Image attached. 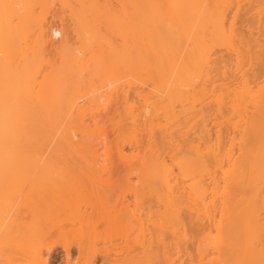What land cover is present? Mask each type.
I'll return each mask as SVG.
<instances>
[{
	"label": "bare ground",
	"instance_id": "1",
	"mask_svg": "<svg viewBox=\"0 0 264 264\" xmlns=\"http://www.w3.org/2000/svg\"><path fill=\"white\" fill-rule=\"evenodd\" d=\"M43 2L44 0H0V264H264V242H254L250 235L258 218L257 216L245 218L242 216L254 202L248 199L245 207L240 208L231 201L229 188L232 185L235 187L241 185H238L237 181V158L233 156L232 148L226 153L221 152L220 130L216 129L214 134H210V129L206 128L205 119L201 114L204 107L202 102L213 97L210 102L216 105L220 116L230 123L233 132L239 134L245 130L250 131L249 139L254 144L260 143L258 147L248 146L247 150L252 153L257 149L258 159L254 163L258 164L255 165L257 168L254 167L256 168L254 178L264 177V61H261L264 60V49H254L256 46H264V27L261 30L262 44L256 43L250 46V40L234 27L239 11L234 0H188L187 3H184V0H57L61 8L68 5L69 12L67 16H63L67 17L66 19L60 17L62 21L56 24L55 22L47 23L46 15L41 11L37 12L38 6H46ZM161 5H163V10H159ZM147 7L150 8L149 11L146 10ZM133 15L141 20L145 28L134 30L132 38L135 43L137 41L141 43L140 37L144 30L148 32V27L153 29L156 25L154 28L157 41L154 47L157 50L156 55H162V60L170 65L176 61L173 59L179 39L185 37L192 29L189 50L190 65L185 67L176 79H173L174 88L167 84L162 85L159 90L161 96L164 95L158 96L160 94L157 95L155 91L153 94L157 95L155 98L161 99V103L164 97V102H171L175 95L178 98L182 96L181 87H187L191 96L189 120H192L193 128L198 129L196 137L194 136L196 140H194L196 142L194 159L179 158L176 156V146L169 147L155 153L152 168H141L137 172L136 179H141V183L142 181L144 183L137 181L141 185L136 183L137 185L134 184V186L138 188L140 186L142 193L145 190V194L154 196V205L152 202L149 204L147 202L141 211L144 218L138 211L141 204L140 207L137 205L136 209L133 203L135 198L132 201L125 198V191L122 194L125 197L123 196L122 199L118 192L117 195L116 191H113L116 187V183L113 185V181L110 182L113 177L105 181L109 187L103 183L106 178L99 177L103 182L94 178L99 182L100 187L97 186L98 183L92 181L95 183L92 189H89L91 188L89 184L91 186L92 182L87 183L91 181L86 180L87 174H84L86 175L84 178L79 173L82 177L81 183L76 180L73 182V175L63 177L64 179L72 178L71 181L65 180L67 182L64 184H62L63 181L49 182L47 181L49 175L54 174H51L52 167L48 174L50 167L46 168L50 164L43 162L44 165L43 163L33 165V167L46 165L42 171L45 172L44 175L41 170L39 171L40 168L36 169L37 172L33 168L30 171V167L23 166L19 161L20 157L17 153L25 148L23 142H26L29 135L27 122L29 118L33 119L36 113L51 114L49 113L50 107L54 106L63 110L67 116L80 121L84 113H89V110L92 113L94 111L95 114H106L111 109L110 102L115 92L120 90L116 89L118 85L117 87L112 86V89L104 84L118 81V73L122 72L117 70L116 74L115 69L122 66L124 68L125 65L119 59L116 62L111 61L106 67V60H103L104 57L107 59L105 54L110 55L108 58H112V48L114 54H116V48L119 47L124 54L128 51L125 41L131 31L123 30L126 29L125 23L129 22ZM157 26H160V30ZM106 29L112 33L117 32L123 39L125 37V43L115 45L111 40V46L108 43L104 44L107 46L103 47L107 51L104 53L100 45L105 42L103 39L105 40L106 36L102 30ZM53 37L60 38L61 42L54 41ZM75 38L79 41L76 51L73 49L77 41ZM257 40L254 39L255 42L260 39ZM131 42L133 44V41ZM212 44L224 45L228 48L226 56L217 58L220 62L218 64H221L223 68L221 72L228 73L217 85H214L213 81L206 84L202 76L220 68L216 58L211 57ZM128 55L130 56V53L126 54L127 58L125 56L120 58L128 59L130 58ZM114 56L117 57V54ZM223 57L228 59L224 60ZM142 58L143 55L134 54V59L131 61L138 59L140 63L138 66H142ZM90 61L92 65L89 69L87 83H84L85 85L80 89L66 91L63 86H65V80L68 79L65 78L68 73L78 75L79 65H81V70L85 69ZM136 63L133 61L127 64L124 70L127 69L130 72L133 68L136 71L131 72H138L139 67L134 66ZM115 64L119 67L113 68ZM255 64H258V68L249 74ZM245 65L249 68L244 70ZM228 67L234 68L231 70ZM119 76L124 78V76ZM124 83L126 85L128 81L121 84L124 85ZM96 86L97 88L99 86L98 89L104 86L105 90L102 87L103 90L97 91L95 95ZM174 89H177V92H174ZM121 93L125 101V94ZM152 98V101H155L154 96ZM141 102H143L142 106L140 108L138 106L136 110L130 104V108L126 107L129 108L127 114H131L128 115L132 119V121L129 119L131 124L137 119L142 120L143 117H148L147 115L156 110L154 108L156 104L148 106L149 102L146 99L145 101L142 99ZM125 104L126 102L123 103ZM151 106L155 110L151 108L150 112L148 108ZM91 107L95 109L92 110ZM162 112L160 117L155 114L156 112L151 113L149 119H144L145 121L148 119L150 124L147 121L144 126L151 125V127L148 126L149 129L158 130L162 137L166 138L178 129L177 122L186 113L180 116L181 112L173 110L172 107L163 109ZM48 119H50L49 116ZM72 123L73 130H75L74 136H78L76 142L75 138L74 140L71 138L73 135H70L73 126L70 125L69 129V124H66L69 129L68 138L66 130L65 133L62 131L63 134L60 131L65 126L59 125L62 127L57 130V126L53 133L56 132L55 136L59 139L58 131H60V140L63 145L60 140L56 141L57 145L73 153L75 149L79 150L78 139L80 138V144L82 143L81 147L79 146L80 150L90 152L94 147L90 154L87 152L88 155L93 154L94 159L93 161L88 160L90 156L83 151L85 155L79 154L82 158L79 156L80 162L75 164V166L78 165L76 168L83 166L91 170L92 167L90 168L89 164L93 163L98 164L100 168L103 165L105 171L109 169L110 166L106 163H111V166L113 163L111 162L113 160L106 162L110 160L109 154L106 155V160L103 159L104 157L101 160L100 157L104 151L96 149L97 142L96 144L88 142L87 136L86 139L81 138L83 134L80 132L85 125L78 128L79 122ZM47 126H49L47 121L39 126L38 132L42 133H38V136L41 135L40 139L44 137L46 140V137L50 135V128ZM46 128L49 129L48 132L45 131ZM230 138L232 141L235 139L233 136ZM205 142H207L205 152L199 151ZM74 143L77 145L76 148L68 149L72 148ZM92 143L94 146H91ZM233 143L234 141L231 142ZM83 144L87 149H81ZM102 144L101 147H103ZM59 148H55L52 152ZM121 150L117 151V154L122 153ZM84 156L85 161L88 160L90 163L88 161H86L88 164L83 163ZM205 157L207 159H204ZM20 159L24 160V158ZM206 161L210 162L211 167L214 168L213 171L209 170ZM33 162H30V165ZM104 165L108 168L106 169ZM87 168H82V171ZM100 168L98 171L101 173ZM254 169L250 167V173ZM71 170L74 172L75 168ZM59 171L55 172L59 173ZM78 171L76 170V173ZM105 171L103 170L104 174H106ZM108 171L109 173L106 171L107 176L116 174L114 169L113 174H110V170ZM62 173L67 174L68 172H63L62 168ZM117 178L121 179V177ZM83 181L85 184L82 183ZM127 182L131 187L130 181ZM127 182L125 183L128 184ZM135 187L131 188L138 190ZM109 188L112 189L109 190ZM119 190H121L120 187ZM112 191L122 200L118 197L114 199ZM111 195L114 196L113 199H110ZM127 200L131 203L126 204ZM182 205L186 206L192 217L207 222L208 233L197 244H184V231L179 233L177 230L176 224L180 220ZM114 236L120 240L117 238L119 241L113 243ZM58 245L61 247V253H59L61 258L56 263H50L47 255L54 253ZM73 247L75 253L71 252ZM44 250H47L45 255Z\"/></svg>",
	"mask_w": 264,
	"mask_h": 264
},
{
	"label": "rangeland",
	"instance_id": "2",
	"mask_svg": "<svg viewBox=\"0 0 264 264\" xmlns=\"http://www.w3.org/2000/svg\"><path fill=\"white\" fill-rule=\"evenodd\" d=\"M234 1L237 3V5L239 7L238 8L239 11L237 12V19L235 21L234 27L236 29H238V31L240 33H242V35H244L247 39L250 40L249 41L250 46H254L256 43L261 45L263 42V36H264L263 34H261L262 33L261 30L264 27V0H234ZM187 2H188V0H184V3H187ZM43 3H45L46 6H44V5H41V7L38 6V9H36V10H37V12L41 11V13L46 15L47 23L49 22V24H51V22H53V23L55 22L54 24H56V23H59V21L61 19L67 18V17L66 18H64V17L68 15V12H69L68 11V9H69L68 5H65L61 8L60 5H58L59 3L57 2V0H50V1L48 0L47 3H46V0H44ZM160 7L161 8L159 10H163V5H161ZM55 8H57V9H55ZM146 10L149 11L150 8L147 7ZM53 12L54 13L56 12V13L54 14ZM60 17H61V19H59ZM247 19H249V20L247 21ZM126 20L128 21V19H126ZM125 28H126L125 30H123V29H121V30H123L125 32L131 31L130 35L126 36V38H127V40L125 41L126 43L124 42L125 37L123 39V37H121L117 32L112 33L106 29V30H102V32H104V34L106 36V39L105 40L103 39V41H105V42L102 43L100 45V47L103 51V49H104L103 47L105 46V48H106L107 43L110 45V43L112 41L115 45L125 43V45L128 46L127 47L128 51L125 54L121 51L122 50L121 47H119L118 49L116 48L117 57L114 56L116 54H114L115 52H114L113 48H112L113 53L111 55L112 58H110V57L108 58V56H110V55L107 56V54H105L107 59L103 56L104 60L103 59L102 60L103 61L106 60L105 61L106 67L109 66L111 61L115 60L114 62H116V60H119V59H120L122 64L124 63L125 66L127 64L128 65L131 64V62L133 63V61H135V63L137 62L136 65L134 64V66L139 67L138 72H136V73L131 72L133 70V68L130 69L131 70L130 72L127 69H125L128 71L127 72L124 70L125 66H124V68H123V66L120 68L118 65H122V64L118 63V65H116L117 64L116 63L115 65H113V68H115V66L119 67V69H115V73L117 70L118 71L121 70L122 73L120 74V71L118 73V77L120 78V80L118 78V81L112 82L111 84L110 83L104 84V85H107V87H110L112 89H113L112 86L116 85V87H117V85H118V87L116 89H119L121 92H123L125 94L124 96L126 97L128 102L126 101V99L124 101V99L122 98L123 94L120 91L115 92V96L112 98V102H110L111 104L109 103L111 109L108 110V112L106 114H101V113H97V112H96L97 114H95L94 111H93V113H94L93 114L92 112H90L91 110H89V113H87V112L84 113V116L81 118L80 121L78 119L72 118L71 116H67L63 110L57 109V107L51 106L50 107L51 111H49V113H51V114L46 115L43 113H36V114H34L33 119L29 118V120L27 122V124L29 125V135H28L26 142H23L25 145V148L22 150H19L20 148H18L19 151L17 153H18V157H20L22 159L24 158V160H25V162H24V160H21L19 158V161L22 163L23 166L26 165L25 167H27V168L30 167V171L33 168V170L35 172H37V170L40 168L39 171L41 170V173L44 175L45 172H42V171L45 169L44 167L46 165L43 167L40 165L43 162L44 163L46 162L45 164H50L51 166L48 165V167L46 169H48L50 167V170L48 171V174H49L51 172V167H52L51 174L52 173H54V174L49 175L50 177L47 180L49 182L55 181L56 183H58V182L63 181L62 184H64L65 182H67L65 180H67L69 176L73 175V180L70 177V179H68V181L72 180L74 182V180H76V182L81 183L80 179L82 177L80 175H82L85 178L86 175H84V174H87L88 177H86V180L87 181L91 180V181H88L87 183L94 181L96 184L98 183L97 186L99 185L98 187H100L99 182L96 181L94 178H97L101 182H103L101 180V178H103V179L106 178V180L104 179V182H103V183H105V181L108 180L107 178L110 177L109 178V180H110L113 177L110 180V182L113 181L112 182L113 185H115V183H116V187L113 191H116L117 195L119 193L120 194L119 196H121L122 199H123L124 195L126 196V197L124 196L125 198H127V199L129 198L128 200H131V201L133 200V198H135L133 200L134 201L133 203L135 204L136 209H137V205H138V207H140V204H141V207L138 208L139 209L138 211H140L139 213L141 214V211H142L143 207L146 206L147 202H148L147 204H149V202H152V204L154 205V201H153L154 196L145 194V190H143V193H142L141 192L142 190H140L141 187L139 186V188H138L136 186L137 184L141 183V181H140L141 179L140 180L136 179L137 178L136 177L137 172L141 168H152L153 167L152 163L155 162L154 161V159H155L154 156L156 155L155 153L159 152L161 150L168 149L169 147L173 148L174 146H176L175 152L177 154L176 156L179 158L194 159V157H195V151H196V146H195L196 142L195 141L196 140H195L194 136L196 137V134L198 133V131H197L198 129L193 128L192 120L191 121L189 120V118L191 116V113L189 112L190 107H191V96H190V93L188 91V88L187 87H181L180 91H181L182 96L180 98H178L177 95H175V98H173V100L171 102H167V101L164 102L165 97H164V99H162V101H163L162 103L160 102L161 99H158L157 97L155 98V96H157L158 94L161 93L159 89H161L162 85L167 84V86L174 88V85H172L173 79H176L182 73V70L185 67H188L190 65L189 50L191 48L192 29L189 31V33H187V35L185 37H182L179 39V45H178L177 50H175V55H174V59H173L176 61L173 62L172 65H170L165 60H162V58H163V57H161L162 55L161 56L159 55L160 58H159V56L156 55L157 50H156V48H154L156 43H157L156 34L154 31V28H156V25L153 29H150L148 27V32H146L145 30L143 31V33H142L143 35L141 34L142 36L140 37L141 43H139L138 41L135 43L134 39L132 38L134 36V34H133L134 30H136L137 28L145 29L143 26V23L141 22V20H139L137 18V16L135 17L133 15L132 19L129 22L125 23ZM157 29L160 30V26H157ZM255 38L258 40L260 39V40L259 41L257 40L258 42H255L254 41ZM55 40L58 43L61 42L60 38L57 39V37H56V38H54V41ZM57 40H60V41H57ZM261 40H262V42H261ZM131 41H133V44ZM105 43H106V45H104ZM235 44L237 45L238 43L235 41ZM78 45H79V41L77 40L76 43L73 45L74 51L78 50V48H77ZM132 45H133V47H131ZM131 48H132V50H131ZM140 48H142V50ZM145 48H146V50H145ZM261 48L264 49V46L263 47H260V46L254 47V49H257V50H259ZM138 49H139V51L141 50L140 53L142 52V54L137 53V52H139ZM135 50H137V51L135 52ZM143 50H145V51H143ZM227 50H228V48L224 45L212 44V55H211V57L214 59L216 58L217 65H219L220 68H217V71L212 70L208 74L202 75L203 79L205 78L206 84H210V82L213 81V82H215L214 85H217L218 83L222 82V78L224 76L228 75V73L223 74L221 72L223 68H221V64H218L219 56H226ZM105 51L106 50L104 49L103 52L105 53ZM129 53H130V56L128 55V57H130V58H128V59L120 58L123 56H125V58H127L126 54H129ZM136 53L138 55H143V58L141 60V63L143 62V64H141L142 66H138V65H140V63H138V61H137L138 59L131 61L132 59H134V54L137 55ZM158 53H160V52H158ZM227 57H225V58H227ZM252 57H253V54H252ZM225 58H224V60H225ZM127 60H130V62L127 63L126 62ZM259 60H261V59H259ZM226 61H228V60H226ZM261 61H264V60H261ZM91 65H92V62L90 61L86 64V68L82 69V70H81V65H79L78 70H80V73L78 75H75V74L69 75V73H68V75L65 77L68 79L65 80V83H64L65 86H63V88L66 91L71 92L74 89L77 90V89H80L81 87H83L89 79L88 76H89V69H91ZM103 66H105V64ZM137 67H134V68H137ZM127 68H130V67H127ZM228 68H226V69H228ZM233 68L234 67H231L229 69L233 70ZM248 68H249L248 65H245L243 67L244 70L248 69ZM257 68H258V64H255L254 68H252L249 71V74L254 72ZM133 71H136V69H134ZM119 75H121L122 77L124 76V78H121ZM124 79H126V81H124ZM127 81H128V83H127ZM138 81H139V84H137ZM122 82H126L127 84L125 85V83H124V85H123V84H121ZM140 82H141V84H140ZM119 84L122 85V88H121V85L119 88ZM74 87H76V88H74ZM102 87L105 90L104 86H101L100 89H98L99 86H98V88L96 86V91H94L95 95L97 94V91L100 92L101 90H103ZM157 87H158V89H156ZM110 88H106V89L109 90ZM114 89H115V87H114ZM135 89H137V90H135ZM157 90H159V91H157ZM153 92L156 93L157 95H154ZM174 92H177V89L176 90L174 89ZM138 94H139V97H137ZM163 95L164 94H162V96ZM153 96L155 98V101H152ZM158 96H161V94ZM147 98H149V99L151 98L150 101ZM212 98L213 97L207 98L202 102L204 107H203L201 114L203 115V117L205 119L204 124L207 125L206 128L210 129V134H212V133L214 134V131L216 129L220 130V145H221L220 147H222L221 152L226 153L228 151V149L232 148L233 153H234L233 156L237 158V164H236V166H237V181H238V185L239 184H241V185H239L238 187H235L234 185H232L229 188V193L232 197L231 201L236 206H239L240 208H244L246 201L248 199H252V201L254 203H251L252 206L247 211H245V213H243L242 216H243V218L248 217V216H257L258 221L256 223V226L251 229L250 235L252 236L254 242H257V243L264 242V177L254 178V176L256 175L255 169L257 168V166H255V165L258 164V163H254L255 160L258 159V155L256 154L257 149L253 150L252 153L247 151L248 146L258 147L260 143L254 144V142H252V140L249 139V132L250 131L245 130L239 134H236L235 132H233V129H232L230 123L225 121L224 118H222L220 116V114L216 110V105L213 102H210V100ZM122 99H123V101H122ZM142 99H143V101H145V99H146V101L149 102L148 106L156 104L154 106V108L156 110L152 106L149 107L148 110L151 112L152 111L151 108L154 109L155 110L154 113L156 112L155 114L159 115V117L161 116V113H163L162 112L163 109L164 110L169 109L170 107H172L173 110H175V111L181 112L180 116L182 114L186 113L185 116H181L180 119L178 120V122H177L178 129L176 131L172 132L170 134V136L169 137L167 136L166 138L162 137V135L158 132L157 129H156L157 131H154L153 130L154 128L149 129L148 126H149L150 122L148 121V119L151 117L150 115L152 112L149 115H147L148 117H146V118H148V119L146 121L144 120L146 118L143 117L142 120L137 119V120H135V122H133V124H131L132 119L130 118V116H128L131 114L130 113L127 114V112L129 110L130 106H133L135 110H136V108H138V106L140 108V106H142L141 104L143 103V102H141ZM156 99H157V102H156ZM113 102H115L116 104H114ZM124 102H126V104L128 106L126 104L123 105ZM158 103H161V104H158ZM129 104H130V106H129ZM126 107H129V108H126ZM94 109L95 108L93 107L92 110H94ZM154 113H152V114H154ZM48 116L50 117V119H48ZM138 120H139V122H138ZM45 121H47V123L49 125L47 127L50 128V133H49L50 135L47 136L46 140H45L43 137V136H45L44 135L45 133H43V136H42L43 138H41V139H43V141H41V139L39 138V137H41V135L38 136V133L39 134H42V133L38 132V128ZM141 121L142 122L144 121L145 123L143 122V124H142ZM147 121L149 124L146 127V126H144V124H146ZM72 122H75V123L79 122V125L77 126L78 128H82L83 124L85 125V127H83L82 132L79 131L80 133L83 134V137H81V136H79V137H81L82 139L83 138L86 139V136H87L86 140H88V142L89 141L95 142V144L97 142V144H96L97 148L96 149H99V151H101V150L104 151V152H102L103 154L100 157L101 160L103 157H104L103 159L106 160L107 156L109 154L110 160L108 159L106 162H108V161L110 162L111 160H113V161H111V162H113L112 163L113 167L110 165L111 163H109V162H108L109 164L106 163V165L112 167L114 169V172L117 174V176H116V174H114V176H112V175L107 176L106 175L107 172L109 173L108 170L111 171L110 174H113V172H112L113 169L110 167H109V169H107L108 167L106 165H104V166H106L107 172L105 171V169H103V168H105V167H103V165L100 168V166L98 164H93V163H91V164H93L94 167H93V165L91 166V164H89L90 168L92 167L91 170L89 168L83 167V166L81 168H78V169L76 168V167H78V165L75 166V164L80 162L79 158L81 156L79 154H81L83 156L86 153L88 155V153L90 154L93 151L94 147H93V149H91L90 152L88 150H80L79 146L82 145V143L80 144V141H79L80 138L78 139V142H79L78 149L79 150L77 151V149H75L74 150L75 152H73L74 154L71 153L72 151L70 152V150H68V149L73 150V148H76L77 145H75V143L72 145L73 146L72 148L67 149L68 152L65 151L66 149H63V147H60V145H57L56 141L60 140V135L63 134L62 131H64V133H65V130H66V134L68 133V138H69V131L68 130L71 128L70 125L73 126ZM81 122H82V125L80 126ZM66 124L67 125L69 124L68 125V127L70 126L69 129H67ZM216 124H217V126H215ZM59 125H62L65 127L60 126L63 129L60 130L61 134H60V131H58L59 133L57 132L59 135V137H58L59 139H57V136H55L56 132L55 133H53V132H54V130L56 131L55 128L57 126H58L57 130L60 129ZM75 126H76V124H75ZM149 127H151V125ZM73 128H74V126L71 128V130L73 131V134H71L72 131H70L71 136L72 135L74 136L75 130H73ZM85 129H87L86 131H88V133L85 131ZM47 130L49 131L48 128H46L45 131L48 132ZM76 130H78V129H76ZM149 130H153V131H149ZM77 132L78 131H76V133ZM46 134H48V133H46ZM54 136L56 137V139H54L55 138ZM73 136L71 138L72 139L75 138V142H76V139L78 136H76V137L75 136L73 137ZM231 136L235 137V139H233V141H234L233 144H231V142H233L232 139L230 138ZM213 138H214V136H213ZM38 139H40V141ZM47 139H49V140H47ZM60 141H61L60 143L62 144V140H60ZM98 141L99 142L102 141L103 144H102V142L99 143ZM72 142H74V141H72ZM82 142H83V140H82ZM106 142H107V144H106ZM92 144H91V146H94V144L93 145ZM101 144L103 147H101ZM206 144H207V142L203 143V145L199 148V151L205 152ZM57 147L58 148L60 147L58 150H55V152L56 151H58V152H56V153L52 152ZM67 147H65V148H67ZM81 149H87V147L84 148V144H83V147ZM88 149H90V148H88ZM118 149L119 150L122 149L121 151L123 154L122 153L117 154L119 152ZM79 151H80V153H79ZM83 151H85V153H82ZM105 151H107V152H105ZM76 153H78V154H76ZM98 153L99 152L97 151V154ZM92 155L93 154L88 155L90 157L87 159L88 160L92 159V161H93L94 158ZM122 156H125V157L122 158ZM85 159H86V157L84 156V158H83L84 162L82 161L84 164H86V163L88 164V162L90 163V161H88V160H86V161H88V162H86ZM204 159H207V157H205ZM30 162H33V164L31 163L32 166L30 165ZM100 162L101 161L99 160V164H100ZM38 163H40V165L33 167V165H36ZM44 163L42 165H44ZM206 164H207L210 171L214 170V168L211 167L212 165L210 164V162L209 163L207 162ZM250 165H252V166H250ZM72 166H74V167H72ZM80 166H81V164H80ZM85 166H87V165H85ZM250 167H252L253 169H254V167H256L252 171V173H250V170H249ZM62 168H63V172L67 171L68 173L67 174L62 173ZM71 168H73V169L75 168V170H73L74 172H72ZM82 168H85V169L87 168L88 171L84 169L83 171H85V172H83ZM99 168H100V171L102 170L101 173L98 171ZM76 170L77 171L79 170V171L76 173ZM103 170L105 171L106 174H104ZM55 171H59V173L55 172ZM35 172H33V173H35ZM46 172H47V170H46ZM86 172L91 173V174H88ZM79 173H80V175H79ZM36 174L39 175V173H36ZM62 174H66V175H62ZM41 176H40V178H42ZM47 176L48 175L46 174L45 175L46 179H47ZM66 176H68V177L66 179H64ZM99 177H101V178H99ZM115 177H116V179H115ZM117 177H121V179L120 178L118 179ZM122 177H123V179H122ZM125 177H128L130 180L128 178H125ZM218 177H219V174H218ZM45 178H43V179H45ZM88 178H91V179H88ZM119 180H121V182H119ZM84 181L82 183H84ZM127 181H130L131 187L136 186L138 188V190L131 188L129 186L130 184ZM137 181L138 182L140 181V183H137ZM94 182H92L93 184L91 183V186L89 184V187H91L89 189H92L93 185L95 186ZM125 182H127L128 184H126ZM106 183H105V186L109 187V185H107ZM142 183H144V182L142 181ZM84 184H81V185L84 186ZM134 184H136V185L134 186ZM86 187L88 188V185H86ZM101 187H102V185H101ZM119 187L121 190L118 191ZM112 188H109V190ZM129 189L131 190V192ZM106 191H107V189H106ZM113 191L111 192V194L114 193V196H115V192H113ZM125 191H126V193H125ZM128 191L130 193H128ZM134 192H135V194H134ZM132 193L136 197H134ZM122 194H124V195L122 196ZM117 195L115 196L114 199H116V197L120 198ZM111 196H109V197H111ZM114 196H112V198H110V199H113ZM128 200H127L126 204L131 203V201L129 202ZM118 201H120V200L118 199ZM137 201L139 203H137ZM112 203L113 202H111V204ZM124 204H125V202H124ZM129 206L131 207L132 205H129ZM142 214H141V216H142ZM217 216H218V214L216 215V217ZM142 218H144V217L142 216ZM179 218H180V220L176 224V227H177V230L179 233H181L182 230L184 231V234H185L184 244H186V245L197 244L199 242V240H201V239L203 240L206 237V234L208 233V229L206 228L207 227L206 220L204 221L203 219H196V218L192 217L191 214L186 209L185 205H182V209L180 210ZM117 238H118L117 236L113 237V240H114L113 243H115V241H117L118 239L120 240V238H118V239ZM237 241H239V240H237ZM56 247H57V250L54 251V253H52V254L50 253L49 255H47L48 256L47 259H48V261H50V263L51 262L56 263L59 260V258H61V256L59 257V253H61V247L59 245ZM71 252L75 253L74 247H73ZM46 253H47V250H44V255Z\"/></svg>",
	"mask_w": 264,
	"mask_h": 264
}]
</instances>
